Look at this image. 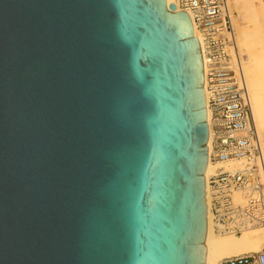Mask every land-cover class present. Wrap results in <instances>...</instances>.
Masks as SVG:
<instances>
[{"label":"water","instance_id":"water-1","mask_svg":"<svg viewBox=\"0 0 264 264\" xmlns=\"http://www.w3.org/2000/svg\"><path fill=\"white\" fill-rule=\"evenodd\" d=\"M203 55L167 0H0V264H206Z\"/></svg>","mask_w":264,"mask_h":264},{"label":"built area","instance_id":"built-area-1","mask_svg":"<svg viewBox=\"0 0 264 264\" xmlns=\"http://www.w3.org/2000/svg\"><path fill=\"white\" fill-rule=\"evenodd\" d=\"M179 8L192 11L202 33L212 117L211 157L244 160L242 166L219 168L210 177L211 223L218 234L240 233L264 224L263 146L243 71L245 55L236 44L228 0H180ZM236 194L244 203L235 200ZM219 264H264V247L225 257Z\"/></svg>","mask_w":264,"mask_h":264},{"label":"bare ground","instance_id":"bare-ground-1","mask_svg":"<svg viewBox=\"0 0 264 264\" xmlns=\"http://www.w3.org/2000/svg\"><path fill=\"white\" fill-rule=\"evenodd\" d=\"M170 2L176 5V10L180 9V0H167V3ZM228 3L232 14L236 44L240 52L245 55L243 71L255 125L262 140L264 155V0H228ZM186 12L190 16L194 36H197L203 51L202 33L193 21L192 11L188 9ZM203 69L206 115L209 126V138L207 140L208 161L204 171L207 204L206 264H219L220 260L225 257L261 250L264 247V224L240 233L230 234H218L212 226L209 207V179L219 168L233 170L242 166L244 160L222 161L211 157L213 152L212 117L208 100L207 67L204 57ZM235 200L244 203L239 194H236Z\"/></svg>","mask_w":264,"mask_h":264}]
</instances>
